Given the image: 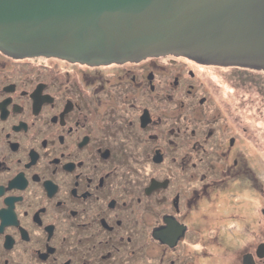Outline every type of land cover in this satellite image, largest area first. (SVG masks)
<instances>
[{"label": "flooded vegetation", "instance_id": "obj_1", "mask_svg": "<svg viewBox=\"0 0 264 264\" xmlns=\"http://www.w3.org/2000/svg\"><path fill=\"white\" fill-rule=\"evenodd\" d=\"M156 58L108 65L57 58L63 69L0 51V264H264V174L243 158L254 146L233 151L251 128L221 112L210 122L201 108L204 125L181 127L184 81L180 72H159ZM148 59L138 74L133 66ZM171 100L176 107L167 110ZM185 135L199 145L187 162L172 149ZM240 176L259 198L253 235L221 239L216 215L198 222L203 228L189 222L204 197L212 200L207 179L234 188ZM226 222L219 224L239 225Z\"/></svg>", "mask_w": 264, "mask_h": 264}, {"label": "water", "instance_id": "obj_2", "mask_svg": "<svg viewBox=\"0 0 264 264\" xmlns=\"http://www.w3.org/2000/svg\"><path fill=\"white\" fill-rule=\"evenodd\" d=\"M0 51L88 65L174 54L264 70V0H0Z\"/></svg>", "mask_w": 264, "mask_h": 264}, {"label": "rangeland", "instance_id": "obj_3", "mask_svg": "<svg viewBox=\"0 0 264 264\" xmlns=\"http://www.w3.org/2000/svg\"><path fill=\"white\" fill-rule=\"evenodd\" d=\"M57 58L58 57H47L46 59L45 56H36V58H26L24 61L49 63V65L60 63L63 69H65L66 65L59 60L61 58ZM156 59V61L162 66L161 68H158L159 72L167 71L170 74V78L172 77V74L180 72L181 80L184 81V85L181 87V92L184 94V96L183 94L181 96V127L185 125H189L190 127L204 125L206 122L202 121V119L197 121V119H199L200 108L210 116V122L212 116H217L219 112L222 113L223 117L230 118L233 122H235L237 118L239 120H244L243 122H237L236 125L239 127L249 126L251 128V131H249L250 140H248L250 143L247 139L238 141L233 147L234 155L243 152V148L246 147V144H248L249 147L254 146V148L248 150L249 154H245V157L243 158H248L249 166H254V172L259 175L260 173L264 174V140L262 141L263 144H261L262 148L254 145V141L258 140L260 135L263 134L264 136V70L236 66L207 65L197 63L185 56L174 54L160 55L157 56ZM150 60L153 59L145 60L143 63L135 64L133 66L134 69L138 71V74L143 73L141 68H144L145 65L151 64ZM124 67L125 69L130 68L131 65L127 64ZM166 67L167 70H165ZM106 69H111V67L107 66ZM155 74L156 77L160 79L161 84H165V80L162 76H159L157 71H155ZM144 77L145 76H139V78ZM170 92L172 93V91ZM143 97L145 98V95L141 98ZM151 97L152 93L149 95L150 99ZM203 97H205V101L200 103V99ZM183 104H185L184 107L182 106ZM174 107H176L174 100L169 101L166 105L167 110ZM184 116H186V120L190 119L191 123L187 124L183 122ZM219 122L222 123L221 119ZM238 126H235V129L231 128V131L241 133L242 131ZM185 137L186 138H183L184 140H181V148L172 145V149L176 150L175 153H177V155L181 154V160L187 162L191 160L194 150L197 151L199 145L195 143L189 135H185ZM213 146H215V144ZM178 151H180V153ZM220 165L221 164H217V162L213 165V174H215L216 170L220 168ZM259 166L262 170L258 169ZM174 170L175 169H171V171ZM252 178L253 176H250V179ZM207 182L209 184H207L206 187L211 190V193L209 192L210 194L205 195L210 196L212 200H208L204 197L199 203V211L197 213L191 211V216L188 218L189 222L194 225L198 224V226L203 228L204 225L198 222L207 220L209 215H216L215 220L222 219L227 221L226 223L233 222L239 224L236 229H233L228 225L221 226L219 223L222 220L215 222L221 228L219 230L221 239H228L233 233L240 237L242 232H244V234L247 233L245 231H249V233L253 235V229H255L254 226L256 225L257 219L256 216H258L254 207L255 203L259 201V198L254 193L250 180L246 177L240 176L239 180L234 181L235 192L234 188L228 186V184L220 187L221 184L214 186L215 182L213 180L207 179ZM194 184V180L191 179L190 189L192 191L195 189ZM188 188L189 186L187 189ZM237 196H241L239 201L241 200L244 205L241 208H237L235 205L234 199ZM260 202L264 203V198H260ZM233 207H235L234 212L230 214ZM214 209H216V212ZM217 209L224 213L218 212ZM236 218H239L240 220H237ZM216 248L220 252L224 251V247L218 248V246H216ZM144 260L146 261V259ZM201 261L205 264L204 259ZM213 264H229V262L215 260L213 261Z\"/></svg>", "mask_w": 264, "mask_h": 264}]
</instances>
